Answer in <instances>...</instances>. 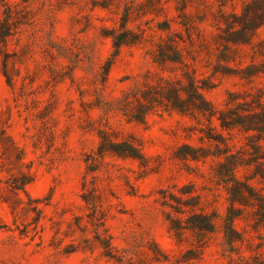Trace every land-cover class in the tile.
Masks as SVG:
<instances>
[{
	"label": "rangeland",
	"instance_id": "obj_1",
	"mask_svg": "<svg viewBox=\"0 0 264 264\" xmlns=\"http://www.w3.org/2000/svg\"><path fill=\"white\" fill-rule=\"evenodd\" d=\"M240 261L264 263V0H0V264Z\"/></svg>",
	"mask_w": 264,
	"mask_h": 264
},
{
	"label": "trees",
	"instance_id": "obj_2",
	"mask_svg": "<svg viewBox=\"0 0 264 264\" xmlns=\"http://www.w3.org/2000/svg\"><path fill=\"white\" fill-rule=\"evenodd\" d=\"M188 92L190 93V96L185 101L191 102L192 104H194L201 110L208 109V107H206L208 103L205 100V98L202 96V94L199 92L198 86L196 85L193 79L190 82V90ZM150 95L152 96V98H158V96H160V98L162 99H167L169 103H172L175 106L182 107L180 102H184V99L181 98L179 88L177 87H173V88L162 87L161 91H159L158 93H152ZM126 145L128 147L125 149H122L123 152H126L127 154H130V155H135V156L138 154L136 147L132 143L126 142ZM244 186L245 188H247L249 193L252 195L253 194L252 189L248 187V185H244ZM242 195L244 198L249 199V195L243 189H242ZM202 218L205 219L204 223H200L198 221L189 219L188 220L190 222L189 226L192 228H199L201 230L212 231L214 228V221L208 218L207 216H202ZM241 238L242 237L240 233H238L237 230L232 226V224L229 223V232H227V241L233 243L237 239H241ZM237 264H251V263L248 261H240Z\"/></svg>",
	"mask_w": 264,
	"mask_h": 264
}]
</instances>
